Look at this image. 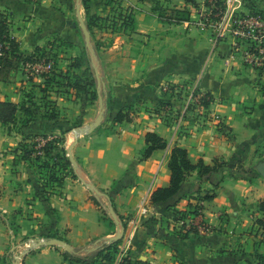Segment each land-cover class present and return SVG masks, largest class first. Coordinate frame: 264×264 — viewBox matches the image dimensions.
Segmentation results:
<instances>
[{
	"label": "crops",
	"instance_id": "obj_1",
	"mask_svg": "<svg viewBox=\"0 0 264 264\" xmlns=\"http://www.w3.org/2000/svg\"><path fill=\"white\" fill-rule=\"evenodd\" d=\"M126 1L135 7L136 29L129 30L130 35L115 34L114 42L100 50L90 49L81 30L80 0H0L10 35L25 55L57 54V71L70 76L83 74L84 66L92 68L94 75L88 76L97 81L98 99L84 106L91 113L84 115L86 123L97 122L103 112L101 123L73 144L69 124L79 117L81 104L66 100L63 91L54 98L42 92V106L27 126L21 128L22 111L16 125L0 122V255L12 256L13 264H68L62 256L67 248L91 255L93 241L115 234L102 218V210L108 208L118 218L129 217L143 237L138 258L149 264H249L251 254L264 253V231L255 223L263 216L259 202L264 198V177L225 175L215 198L203 203L202 217L211 230L192 232L186 239L178 238L174 210H156L150 215L157 220L151 221L143 207L151 206L157 187L170 184L168 164L175 144L186 148L194 163L213 164L221 158L232 167L239 160L255 168L264 160V73L246 61L241 50H234L235 39L228 33L216 38L211 28L164 23L151 4ZM196 1L204 6V0ZM227 2L241 13L264 10V0H242L238 6ZM176 6L196 9L185 0ZM76 59L81 67L72 66ZM37 78L15 72L11 82H0V101L22 104L25 90H40L45 83ZM185 85L211 95L207 112L220 117V126L195 112L179 118L182 99L168 90ZM104 102L108 104L103 111ZM51 106L55 118L48 115ZM121 110L129 112V119L115 121ZM149 131L166 138L169 146L141 160ZM40 135L61 136V146H70L77 177L68 175L61 187L43 179L47 172L39 161L22 156L21 141ZM197 177V171L188 175L189 180ZM202 188L212 190V181H203ZM188 203L189 197L182 198L176 209L185 210ZM49 232L65 238V250L41 246L21 256L22 262L16 259L27 237Z\"/></svg>",
	"mask_w": 264,
	"mask_h": 264
},
{
	"label": "trees",
	"instance_id": "obj_2",
	"mask_svg": "<svg viewBox=\"0 0 264 264\" xmlns=\"http://www.w3.org/2000/svg\"><path fill=\"white\" fill-rule=\"evenodd\" d=\"M187 3H191L196 9H199V4L196 0H185ZM209 1L204 0V6H208ZM225 9V2L223 0H216L214 5L213 13H221ZM159 10L161 12L158 13L159 20L164 23L169 24H180L183 22H192L193 11L187 9L186 7H160ZM264 13V10H251L249 13ZM246 14V13H243ZM123 18V23L126 27H131V30L134 31L136 29V19L134 13H130L129 16L121 14ZM213 20H218L219 16H215L212 14ZM126 19V20H124ZM126 21V23H125ZM130 23V24H128ZM129 25V26H128ZM90 31V30H89ZM0 43H3L7 48L5 49L4 55L0 56V82H11L14 77V73L19 71L22 64L28 60H30L33 55H25L19 49V42L10 35V30L7 23L6 15L0 14ZM40 51L41 49H37ZM45 55H51L48 51H42ZM55 55V54H53ZM78 60L76 59L72 64V66H78ZM58 73V74H57ZM66 76H70L68 74L61 72H57V69L48 75L45 80L46 85L53 83L57 77H65V79H69ZM79 76H76L74 82H72V88H75L77 92L79 90L84 89L86 93L90 95L91 100H95L98 98V93L96 89V83L94 81L95 78H91L90 80L81 81L78 79ZM68 83V82H67ZM94 87L91 90L89 87ZM43 90H46L43 88ZM211 97L209 93H206ZM29 101V100H28ZM34 101V98L33 100ZM32 101L26 102L24 101L22 104H16L12 101L2 100L0 101V122L3 126H11L12 124H17L18 114L22 111L25 115V118L21 120V128L27 126L31 123L34 117V110L30 108L32 105ZM49 101V100H48ZM35 103V102H34ZM210 102H205L206 105H209ZM50 111V110H49ZM50 118H55L57 115L56 110H51L48 112ZM129 119V112L120 111L115 117V121H123ZM20 131V130H19ZM38 137L47 138V135H41L34 137V141L31 147L26 144L30 138H24L20 143V149L22 151V156L25 159H32L40 162L41 167H44L47 174L44 175V179L46 182L50 183V185H55L61 187L65 178L68 175H73L77 177L74 173V169L72 166V161L70 157L66 158V164L60 167L56 161H58L57 155H59V150L64 151L67 156L66 149L63 146H60V142H54L52 139H49L45 142V144L39 149L37 148L38 142L36 139ZM32 139V138H31ZM146 146L141 152L140 159L145 160L149 158L155 150L165 149L169 146V142L166 138L160 136L158 133L154 131H149L145 137ZM63 139H61V142ZM60 147H59V146ZM58 149V151H57ZM40 151V153H39ZM35 157V158H34ZM51 158H55L51 161ZM42 159V160H41ZM169 170L171 173L170 184L167 186L157 187L151 194L150 203L151 206L156 210H174L175 211V221H180L185 218H194L197 215H202V210L204 205L201 202H205L208 200H212L216 196L215 189L219 187L221 181H223L225 177V171H229L231 174L235 173L233 167L230 163L224 159L216 158L213 164H205L202 160L197 163H194L189 157L188 151L186 148L181 147L177 144L172 146L170 152L169 159ZM198 172V177L194 180H189L188 175L193 172ZM240 173V171H239ZM243 174H247L248 170L243 169L241 171ZM242 174V175H243ZM258 175L257 171H253L250 176ZM205 180H211L214 188L212 190H203L202 183ZM44 182V181H43ZM46 186V185H43ZM47 187V186H46ZM51 188H54L51 186ZM48 192V191H45ZM180 195V198H176ZM189 197L188 207L185 210L176 209L179 202L182 198ZM176 198V199H175ZM174 199V200H172ZM191 199V201H190ZM196 201V202H194ZM201 203V204H200ZM259 209L263 213L262 217H257L255 223L264 231V198L259 202ZM151 221H156L157 219L153 216L149 218ZM185 227V224H183ZM126 226L124 225V229ZM198 233L199 230L197 226L191 225L186 231L180 230L178 233V238L186 239L190 233ZM56 236V235H55ZM65 240V239H62ZM120 238L117 240H112L108 244H104L99 246L95 252L88 256L79 255L76 250L66 249L63 253V259L68 264H94V259L103 255L102 257L106 260L111 261L113 257L111 256V250L120 244ZM116 249V248H115ZM114 249V250H115ZM8 255L1 256L0 255V264L6 262L5 259L8 258ZM252 259L248 260L249 264H264V253L255 252L251 254ZM8 262V261H7ZM137 264H149L146 261L137 258Z\"/></svg>",
	"mask_w": 264,
	"mask_h": 264
},
{
	"label": "rangeland",
	"instance_id": "obj_3",
	"mask_svg": "<svg viewBox=\"0 0 264 264\" xmlns=\"http://www.w3.org/2000/svg\"><path fill=\"white\" fill-rule=\"evenodd\" d=\"M81 1V6H83V20L87 26V29L91 31V33L89 32V40H90V49L91 48H97L102 50L103 48L105 49L106 47L109 46V44L114 42L113 36L115 37V34H123L126 33L128 35H130L129 32H131V27H126L125 24L123 23V18L121 17V14H124L126 16H129L130 13H134L135 7L132 5H128L126 0H80ZM130 1V0H129ZM135 1V0H134ZM132 0V2H134ZM139 2L142 3H148L151 4V6L153 7V10L156 11L157 13L161 12L159 10L160 7H167V8H171V7H175L176 5L179 4V0H137ZM169 4H171V6H169ZM167 5V6H165ZM183 8V7H180ZM204 12V6L203 7H199V9H194L193 10V19H196L198 17H201V14ZM126 20V19H124ZM126 23V21H125ZM130 24V23H128ZM190 26H196L192 23L189 24ZM129 26V25H128ZM198 27V26H196ZM82 30V28H81ZM131 30V31H129ZM133 32V31H132ZM131 32V33H132ZM91 35H93V38L91 37ZM84 36V35H83ZM117 37V36H116ZM129 44V43H128ZM54 54V53H51ZM57 66L56 69L58 68L59 62H58V56L53 55ZM71 64H74L73 62H71ZM70 64V66H71ZM75 67V66H74ZM76 67H81V65H78ZM84 73H75V76H66V78L68 77L69 79H65V77H57V79H55V81L53 83H50L48 85H46V83H43V85L40 86V90L29 88L28 90H25L24 92V101L26 102H31L34 98V101H32V105H30V108L32 110H40L43 100L39 101L38 99H40L42 92L44 94H47V96L54 98V94L58 91H63L67 97H65L66 100H70V101H76L78 103H80L81 107V111L78 113L79 117L72 122V124L70 123L69 125L70 127V138H69V142L75 143L76 141L80 140V139H84L88 134V126L89 124H87L85 121V114H90V112H88L87 110L84 109V106L87 103L88 100L90 99V95L88 93H86L84 91V89L79 90V92L76 91L75 88L74 91H72V82H74L76 76H79L78 79H80L81 81H85L90 80V75L88 76V74L93 73L92 72V68L90 66H88L86 68V66H84ZM58 72V71H57ZM58 74V73H57ZM77 74V75H76ZM28 79L34 80V77H28ZM39 80H44L43 82H45L46 79L43 78H37ZM68 82V83H67ZM94 83H96L97 86V81L95 80ZM43 88H45L46 90H43ZM91 90L94 89V87H89ZM101 94L103 95L104 92L103 90H101ZM43 97V95H42ZM47 99V98H46ZM98 99V98H97ZM29 100V101H28ZM48 102H56L54 101V99H48ZM35 102V103H34ZM108 102H104V105H102V110L104 111V109H106L105 107L107 106ZM56 110L53 106H51L50 111L51 110ZM108 109V107H107ZM49 111V112H50ZM17 126H15V128H17ZM78 131H83L78 132ZM41 136V135H40ZM61 139H63V137L61 136H57V137H53L52 141L54 140V142H60V146L63 142H61ZM35 139L34 138H30V141H28L26 144H28L29 147H31L33 141ZM68 142V139H67ZM66 142V145H67ZM59 146V145H58ZM59 146V147H60ZM65 148V147H64ZM70 146H67L66 152H67V156L65 155L64 151H58L59 155H57L58 161L53 160L55 158H51V161H56L57 164L60 165V167L64 166V164H66L65 160L67 157H69V149ZM35 158V157H34ZM39 159L35 158V161H37ZM42 160V159H41ZM233 169L235 171V173L233 174H237V175H242L243 173H241V171L243 169L248 170L247 174H243L246 177L251 178L252 176L251 173L255 170L256 171V167H252V165L248 166V167H244L239 160L235 161V163L233 164ZM240 171V173H239ZM230 174L229 171H227L225 173ZM261 176V175H260ZM263 177V176H262ZM43 179H47V178H43ZM42 181V180H41ZM143 215H147L148 218H150L152 215H150L149 213H143ZM113 214L111 213V211L106 208L102 210V218L106 221H108L110 223V225L113 227L114 229V235L111 237H114L116 235H120V244L118 246H116L115 248H113L111 250V256L113 257V259L111 261L104 259L101 255L97 258L94 259V264H135L139 254L138 251L140 249V247H142V242H143V237L137 233V229H134V224L133 223H129V217L125 218L123 216H120V218L116 217L118 220V227H115V222H114V218H113ZM124 225L126 226V228L124 229ZM56 235V236H55ZM111 237L108 238L105 241L102 240H98V241H93L92 243H94L93 245L95 246V249L93 250V252L96 251L97 248H99V246H102L104 244H108L110 243ZM52 238H60V239H65L63 238L62 235H59L55 232H49V234H44V235H40V234H36V235H32L26 238V242L24 243L25 245V249L23 250V252L21 254H19V258H16L19 262H22L23 259L21 256H24L25 254L29 253V252H35L36 250H38L41 246H49V245H39L38 243L40 242V240H50ZM55 248H59V250H65L66 247L65 246H61V245H54ZM115 249V250H114ZM92 252V253H93ZM140 257V256H139ZM252 259V257H250ZM12 259L13 257H8L5 259L6 262H3L2 264H13L12 263ZM8 261V262H7Z\"/></svg>",
	"mask_w": 264,
	"mask_h": 264
},
{
	"label": "built area",
	"instance_id": "obj_4",
	"mask_svg": "<svg viewBox=\"0 0 264 264\" xmlns=\"http://www.w3.org/2000/svg\"><path fill=\"white\" fill-rule=\"evenodd\" d=\"M33 3H39L42 0H29ZM209 5L204 6V12L201 17L193 19L192 23L198 27L211 28L215 30L216 38L224 36L228 33L235 39L234 50H241L243 58L257 67L264 73V13H246L234 11L236 7L230 8V3L227 0L225 2V9L221 13H213L214 5L216 0H208ZM235 4L241 5L242 0H231ZM1 14V13H0ZM212 14L219 16L218 20L212 19ZM7 47L0 43V56L4 55L5 49ZM57 63L51 55H45L42 52L33 54V57L24 62L20 68L26 76L28 77H38L46 79L56 68ZM168 89V88H167ZM172 93L177 98L182 99L183 102V112L179 114V118H183V113L195 112L197 116L203 117L205 120L215 122L219 125L222 123L220 117L214 113H208V105L205 102H211L212 98L206 94V92L201 91L196 86L185 85L182 88H170ZM167 107V105H165ZM168 108V107H167ZM49 138L38 137L36 141L38 142L37 148H41ZM40 153V151H39ZM196 202V201H194ZM203 204V202H201ZM200 203V204H201ZM155 209L152 206H144L143 213L154 214ZM180 230L186 231L191 225L197 226L198 230L203 233H207L211 230L210 226L203 220L201 214L194 218H185L176 222ZM185 224V227H183Z\"/></svg>",
	"mask_w": 264,
	"mask_h": 264
},
{
	"label": "water",
	"instance_id": "obj_5",
	"mask_svg": "<svg viewBox=\"0 0 264 264\" xmlns=\"http://www.w3.org/2000/svg\"><path fill=\"white\" fill-rule=\"evenodd\" d=\"M79 21H80L81 28L83 29L84 34H85V36L87 38V41H88L89 40V30L87 29V26H86L85 22L83 21V19L81 17H79ZM102 119H103V112L101 111L98 121L95 122V123H91L88 126V132H92L94 130V128L101 123ZM78 132L82 133L83 131H78ZM68 155H69L70 159L73 161L74 158H73V154H72L71 151L69 152ZM256 171H257L258 175H261V176L264 177V160L258 162V164L256 165ZM176 198H180V195H178ZM172 200H174V199H172ZM111 213L113 214L114 217H116L114 211H111ZM120 237H121L120 235H116L114 237H111V240H117ZM38 244L39 245H49V246L61 245V246L67 247L66 242L64 240L60 239V238H52L50 240H40V242Z\"/></svg>",
	"mask_w": 264,
	"mask_h": 264
}]
</instances>
